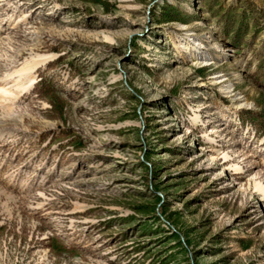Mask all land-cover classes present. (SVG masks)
<instances>
[{
  "label": "rangeland",
  "instance_id": "obj_1",
  "mask_svg": "<svg viewBox=\"0 0 264 264\" xmlns=\"http://www.w3.org/2000/svg\"><path fill=\"white\" fill-rule=\"evenodd\" d=\"M256 181L264 0H0V264H264Z\"/></svg>",
  "mask_w": 264,
  "mask_h": 264
},
{
  "label": "bare ground",
  "instance_id": "obj_2",
  "mask_svg": "<svg viewBox=\"0 0 264 264\" xmlns=\"http://www.w3.org/2000/svg\"><path fill=\"white\" fill-rule=\"evenodd\" d=\"M179 46L181 48H183V50H190V54L192 56H194V58L196 59H202V60H205V61H208L209 58H207L205 55H203V52H201V47L199 46H194V49H190L192 47V43L190 42H180ZM26 70V69H24ZM256 188L261 191V192H264V184L260 181H256Z\"/></svg>",
  "mask_w": 264,
  "mask_h": 264
}]
</instances>
